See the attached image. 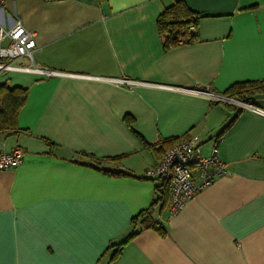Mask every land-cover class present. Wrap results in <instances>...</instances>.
<instances>
[{
    "label": "crops",
    "instance_id": "obj_1",
    "mask_svg": "<svg viewBox=\"0 0 264 264\" xmlns=\"http://www.w3.org/2000/svg\"><path fill=\"white\" fill-rule=\"evenodd\" d=\"M176 1L201 16L197 37L165 48L157 19ZM16 22L58 74L0 73V102L24 95L0 130V152H24L0 169V264H264V116L115 82L223 95L264 80V0H4L0 23ZM251 104L264 110V94ZM194 135L205 155L220 137L229 172L172 214L170 187L145 172ZM146 209L159 227L131 224Z\"/></svg>",
    "mask_w": 264,
    "mask_h": 264
},
{
    "label": "built area",
    "instance_id": "obj_2",
    "mask_svg": "<svg viewBox=\"0 0 264 264\" xmlns=\"http://www.w3.org/2000/svg\"><path fill=\"white\" fill-rule=\"evenodd\" d=\"M45 2H61L64 0H43ZM4 0H0V5ZM36 47L35 35L26 30L19 22L6 27L0 23V73L11 71L30 72L56 75L57 72L37 67L33 62V51ZM28 63L23 64L22 60ZM116 83L132 87L135 85H150L160 88L173 89L195 96L214 99L219 102L237 105L241 108L252 109L264 116V110L251 103L236 100L234 98L214 94L207 89L183 88L168 85H159L131 79H116ZM218 137L209 154H202L197 135L177 141L169 147H164L157 164L146 170L145 176L150 179H159L168 184L171 190L172 214L176 213L183 204L196 197L203 189L211 185L218 177L229 171L218 154ZM24 152L21 147H16L9 152H0V169L17 167L22 164ZM196 172L194 175L193 172Z\"/></svg>",
    "mask_w": 264,
    "mask_h": 264
},
{
    "label": "trees",
    "instance_id": "obj_3",
    "mask_svg": "<svg viewBox=\"0 0 264 264\" xmlns=\"http://www.w3.org/2000/svg\"><path fill=\"white\" fill-rule=\"evenodd\" d=\"M200 18L201 16L190 10L183 1H176L170 7L166 8L157 19V25L164 47L170 48L193 42L197 37L196 27ZM258 93L264 94V80L234 84L229 87L223 95L239 101L251 103L253 101V96ZM23 101L24 95L17 93V88L7 90L0 102V130L15 129V118L21 105L23 104ZM226 104L232 105L237 109H241L237 105ZM96 162L99 163L98 161ZM102 170L110 172V170H106L104 168H102ZM164 184L168 186V184ZM149 209L141 211L137 215L133 216L131 218V224L133 226L143 224V226L146 227H159L158 223L152 222ZM135 234L136 232L130 233L124 241L113 245L115 249L110 260H114L116 258L119 250L118 248Z\"/></svg>",
    "mask_w": 264,
    "mask_h": 264
}]
</instances>
